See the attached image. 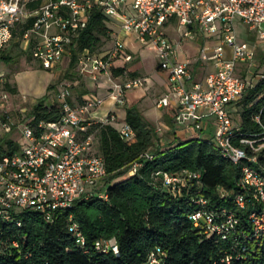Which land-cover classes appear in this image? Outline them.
<instances>
[{
	"label": "built area",
	"instance_id": "obj_1",
	"mask_svg": "<svg viewBox=\"0 0 264 264\" xmlns=\"http://www.w3.org/2000/svg\"><path fill=\"white\" fill-rule=\"evenodd\" d=\"M35 2L38 6L31 9L29 5ZM93 8L114 22L113 46L105 54L82 58L78 73L89 75L94 81L106 76L109 86L105 97L94 95L82 104L70 103L71 91L68 86H62L55 98L62 103L60 120L33 126V118L26 117L16 123L10 114V92L0 73V135L17 130L23 138L18 152L0 156V220L10 221L14 209L33 208L52 221L55 212L88 199L105 178L104 159L93 152L95 136L87 132L97 123H111L118 126L125 139L134 136L132 128L118 118L113 108L124 107L126 94L143 88L147 79L137 76L122 80L112 73L117 62L129 64L134 60L123 40L134 36L135 42L155 52L158 68L168 74L169 92L159 99L158 107L173 105L175 124L192 126L198 132L204 131L211 119L214 127L211 145L227 162L242 165L241 190L233 195V200L237 210L248 209L250 233L237 230L239 219L235 212L226 209L216 215L207 212L203 199L196 202L200 207L192 212L190 220L207 237L217 235L226 240L240 233L261 247L264 243L263 109L253 117L259 126L254 131L244 130L233 115L248 89L258 86L264 89V70L256 61L260 43L241 40L236 30L239 20L249 31H256L264 43V0H0V64L1 52L10 45L17 24L32 18L34 21L24 33L21 47L30 50L33 60L41 67L54 69L71 54L72 38L85 28ZM201 36L215 42L214 46L200 50V61L211 65L213 70L203 81L196 82L191 64L180 60L179 55L185 42L196 41ZM106 101L112 104V110L96 119L95 111ZM146 157L152 158L149 154ZM140 166L135 163L130 174H135ZM185 174L186 178L163 174V188L176 195L188 179L199 178L198 174ZM218 191L223 197L228 195L223 188ZM101 197L106 198L105 194ZM69 232L79 244H84L76 223L69 225ZM96 245L104 251L112 248L118 252L115 240ZM165 255L157 247L147 264H160ZM231 260L232 256L226 255L222 262L230 264Z\"/></svg>",
	"mask_w": 264,
	"mask_h": 264
},
{
	"label": "trees",
	"instance_id": "obj_2",
	"mask_svg": "<svg viewBox=\"0 0 264 264\" xmlns=\"http://www.w3.org/2000/svg\"><path fill=\"white\" fill-rule=\"evenodd\" d=\"M37 6L36 2L29 5L31 9ZM33 21L31 18L17 24L10 45L1 52L2 61L20 57L14 55V47L33 60L30 50L21 48V39ZM113 27L109 17L93 8L85 28L72 38L70 69L77 67L82 58L100 54L102 40L112 39ZM112 73L122 80L139 76L127 64L116 65ZM5 88L11 94L18 93L16 85L7 80ZM84 94L87 92L81 96ZM48 98V95L40 98L27 115V119L33 118V126L61 119L62 103L56 100L48 105ZM68 101L73 103L71 99ZM238 107L235 114L240 116L241 127L258 130L253 117L263 109L264 123V89L261 86L248 89ZM123 121L134 132L130 140L111 123H97L87 132L96 133L93 152L104 159L107 172L88 199L55 212L52 221L33 208L14 209L10 221L0 220V264H147L157 247L166 254L160 264H226L222 262L226 255L232 256L230 264H264V243L258 247L240 233L226 240L217 235L207 237L189 218L200 207L196 202L203 199L207 212L215 215L223 209L235 212L239 219L237 230L250 233L248 209L237 210L233 200V195L241 190L242 165L223 159L210 140L177 138L176 144L165 145L162 142L165 136L158 134L135 106L125 107ZM10 134L0 135V156L12 155L20 149V143ZM135 163L141 166L132 175ZM185 172L198 174L199 178L188 179L176 195L163 188V174L186 178ZM218 188L228 195L223 197ZM71 223L78 225L84 236L83 245L69 232ZM110 240H115L117 253L96 245Z\"/></svg>",
	"mask_w": 264,
	"mask_h": 264
},
{
	"label": "rangeland",
	"instance_id": "obj_3",
	"mask_svg": "<svg viewBox=\"0 0 264 264\" xmlns=\"http://www.w3.org/2000/svg\"><path fill=\"white\" fill-rule=\"evenodd\" d=\"M236 30L241 40L260 43L256 61L261 63L263 60L261 53L264 54V43L260 40L259 34L256 31H249L247 27L240 24L239 20L236 21ZM102 41L103 44L100 46L99 51L100 54H105L112 48L113 40L103 39ZM9 48H11V46ZM12 51L14 55L20 54V57H15L10 62L2 61L0 64V73L5 77V80L11 84H15L18 88L17 94L9 93L10 114L16 123L26 118L32 107L45 95L49 96L47 101L48 105H51L52 102L55 104L57 102L55 99L56 93L59 87L68 86L75 102H80L81 91L86 87L87 83L90 88L95 89L96 83L93 78L90 76L85 77L87 80L86 82L82 75H78V66L74 69H70V55L66 56L54 69L48 70L43 67L41 68L38 62L32 59L29 60L26 55H22L19 48L14 47ZM135 52H137V57L142 62L141 73L143 76L151 77L153 74L157 73L158 63L154 51L147 47H142ZM50 86H52V88L49 90ZM153 93L155 94V98H158L161 94L160 92ZM99 96H101V94H99ZM1 109H4L2 104ZM22 109L27 111L23 113L21 111ZM120 114L122 115V112ZM94 117L96 119L101 118L95 114ZM233 117L235 121L238 123L240 122V116L238 114H234ZM212 133L213 131H209L208 129L198 132L194 127L190 126L184 128V132H182L180 136L181 138L197 137L200 142L204 140L214 141V135ZM19 134L20 133L15 130L8 136L22 143L23 138L22 135ZM95 134L94 132L93 135L95 136Z\"/></svg>",
	"mask_w": 264,
	"mask_h": 264
},
{
	"label": "crops",
	"instance_id": "obj_4",
	"mask_svg": "<svg viewBox=\"0 0 264 264\" xmlns=\"http://www.w3.org/2000/svg\"><path fill=\"white\" fill-rule=\"evenodd\" d=\"M115 30H118V28L115 27ZM174 37H176L175 34ZM123 40L128 46V49L132 52L134 56L133 62L127 64V68H129L131 72H136L137 74H139V76H141L142 62L140 59H138L137 57L138 54L135 51H138L140 48L143 47V45L135 42L134 36L123 37ZM214 43L215 42L210 38L201 36L196 41H187L183 44V48L182 51L180 52L179 59L189 61V63L192 66L193 79L196 82L203 81L205 76L213 70L211 65L203 64L200 61V50L204 46L212 47L214 46ZM261 54L263 57V60L261 62V68L262 70H264V54L263 53ZM116 65L122 66L124 65V63L122 61H119L117 62ZM157 70H158L157 73L153 74L151 77H146L143 75L141 76L147 79L145 86L141 89L132 90L128 92L126 94V104L124 107L122 108L118 107L117 110V108L114 109L112 107V104L109 101H106L100 108H98L95 111L94 114L100 117H104L113 108L118 118L120 120H124L125 107L135 106L142 112L144 117L156 127L158 134L165 136L164 141H162L165 145H169L173 143L176 144L178 140L177 138H181L180 134H182V132H184V128L187 127L175 126L173 105L164 108L158 107L157 104L159 99L164 97L169 92V84H168V74L164 71H161L159 68ZM78 75L80 76L79 73ZM83 77L85 79V77H89V75ZM95 83H96L95 89L90 88L89 84L87 83L86 87H84V89L81 91V95L83 92H87V94H84L83 96L80 97L79 100L80 102H75L73 98H71L72 102L74 104H82L85 100L91 98L94 95L99 96V94H101L100 97H105L107 95V88L109 86L107 77L102 76L98 81H95ZM153 92H160L161 94L158 98H155L154 97L155 94ZM121 112L122 115L120 114ZM168 122H171L173 124V127L170 126ZM206 124H207L206 125L207 128H205L204 131H206V129H208L209 131H214L213 129L214 127L212 125L211 119L208 120Z\"/></svg>",
	"mask_w": 264,
	"mask_h": 264
}]
</instances>
